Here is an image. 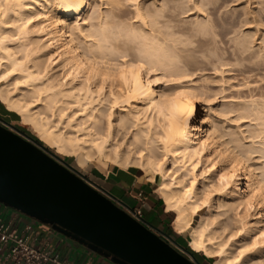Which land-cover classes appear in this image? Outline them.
Wrapping results in <instances>:
<instances>
[{
    "label": "snow or ice",
    "instance_id": "6c2138e0",
    "mask_svg": "<svg viewBox=\"0 0 264 264\" xmlns=\"http://www.w3.org/2000/svg\"><path fill=\"white\" fill-rule=\"evenodd\" d=\"M222 3H228V15L235 12L234 20H242V29L250 42L243 51H237L233 48L229 53L231 47L229 32L231 27L235 25L233 23L231 27H221L222 24L226 23L225 10L221 7ZM91 4L92 0H47V3L45 0H0V14H2L0 21L9 30L16 28L17 25L7 24V19L12 18L10 13L17 9H27L24 15L29 18L22 22V26L19 27L20 33L27 35L35 21L51 22L54 19V27L57 28L58 34L60 26L63 25L65 35L80 38L81 46L77 47L75 52L71 54H83L76 61V67L67 72L64 77L65 83L71 82V88L77 89L80 81L85 79L86 73V84L94 98V103L100 106L101 111H103V106L108 104L114 110L125 105L131 107L133 101H144L147 103V112L155 111L162 121L159 126L162 132L158 134L156 139L159 145L163 146L162 151L165 154L163 159L154 166L151 161L149 165H138L150 175L153 171L163 168L172 154L177 157L180 156V153L172 147L181 144V140L178 138L185 137L190 128L192 135H197L196 127L201 124L206 125L209 122L208 119L203 118L200 106H207L205 110L214 109L221 97L218 95L213 99L207 93H201L199 88L193 91L186 87V84L205 83L201 73H197L195 77L191 74H184L180 78L161 79L156 67L143 61L128 62L130 59L128 55L122 56L123 64L106 62L105 59H94L96 55H102L104 50L86 43V41L92 40L90 32L95 31L94 28L89 30V25L94 22L93 17L95 15V10L90 8ZM146 5L147 8H145ZM41 6H43V14L38 16L35 13L40 11ZM106 7L112 8L114 11L119 9L123 16L129 18L135 16V21L132 19L127 21L133 27H135L136 22L141 20L142 14L147 12L153 23L170 21V30L173 28L178 30L181 25H186L187 22L181 18V12L189 19L194 13L199 14L204 27L203 30L197 31L193 36L197 43L190 44L193 49V58L197 62L210 58L208 52L203 56L199 55L200 48L198 45H207L211 49L212 43L215 42V51L218 52L219 48L223 47L225 58L231 55L240 61L243 57L242 62L238 63L236 67H255L257 61L254 58L258 51L261 53V66L264 67V0H219V2L218 0H187L186 3L183 0H162V3H153V0H119L118 3H111ZM189 8H192L194 12H189ZM241 9L243 12L240 11ZM90 12L92 15H89ZM217 13H219V18ZM86 16L88 18H85ZM3 17H7V19H3ZM73 19L74 22H66L73 21ZM144 28H147L146 23ZM39 31L42 33L40 47L42 49L54 47V42L47 35L50 29L42 26ZM130 34L138 35L139 33L130 32ZM20 39L21 36L4 35L0 38V45L9 42L15 43ZM76 43V40H73L69 48L71 49ZM63 51L64 49H61V53H59L61 60L56 61L57 64L63 62ZM133 59L135 58L133 57ZM22 67L23 62L17 63L11 71L5 75H0V81L14 76ZM220 75L221 73L218 71L216 76ZM145 76L147 77L146 83ZM206 82L215 83L211 80ZM223 83L224 87H229V81ZM164 84L179 87L174 91L165 88L163 90L165 94L160 96L159 101L152 99L156 95L154 86ZM17 87H19V83ZM84 90V88H79L81 92ZM125 90H127L126 95L124 94ZM170 91L171 94H167ZM117 92L120 95H117ZM77 107V105H72L69 111L61 116V120ZM214 114L218 115V113ZM82 115L77 111L71 119L76 120L77 116ZM111 119L112 116L110 115L109 120ZM136 119L139 120L140 118L136 117ZM0 123L4 122L0 121ZM155 123V121H149L147 124L149 136L152 134V127ZM68 127H72L71 122H69ZM247 135L245 133L246 137ZM83 142V140L78 141V143ZM194 143L198 147L184 154L185 162L183 165V179L190 182V186L188 184L184 186V196L190 197L195 191H202V199H199V203L193 211H199L201 206H206L214 197L234 199L235 195L243 194L244 198L241 199L239 210L246 211L249 217L257 218L256 224L245 220V226L236 231L235 235L224 236L221 241L223 246L219 251H212L210 255L220 257L221 264H249V261L255 259L250 254L257 250H260V255L264 256V243H261L264 241V199H261L264 197V184L255 190L246 187L248 181L252 179L253 172L264 174V138H261L260 142L247 139L240 140L237 146L239 156L234 161H230L231 167L226 164L223 165V170H221L219 154L213 155L219 145L210 148L209 139H197ZM53 147L54 150H64L60 143L54 144ZM26 153L33 154V159L40 162L39 154L34 153L30 145L23 143L19 138L5 132L0 127V192L6 184V162ZM139 155L143 158L145 152L141 151ZM204 160H207V166L204 164ZM44 163L47 166L55 167L46 159ZM112 163L115 164L117 161L113 160ZM241 168L243 172L240 171ZM180 175L181 172L177 171L170 178L175 181L176 177ZM202 184L203 189L201 190ZM164 186L167 187V183ZM80 191L84 194L88 193L86 186H83ZM2 196L0 195V197ZM36 233L37 229L34 222H30L28 219L13 216L10 222L0 220V264H52V248L59 244L58 238L52 234L51 230L45 232L43 229H39V236ZM150 239L151 237H145L146 241ZM225 240L227 243L223 242ZM195 247L199 250L203 245L197 244ZM169 255L178 256L179 254L169 249L163 253L161 258L134 260L132 264H189L187 258L184 257H181L179 261L163 258ZM261 264H264V260L261 261Z\"/></svg>",
    "mask_w": 264,
    "mask_h": 264
},
{
    "label": "bare ground",
    "instance_id": "6f19581e",
    "mask_svg": "<svg viewBox=\"0 0 264 264\" xmlns=\"http://www.w3.org/2000/svg\"><path fill=\"white\" fill-rule=\"evenodd\" d=\"M118 2L119 0H111L110 4ZM45 3H47V0H45ZM91 7L92 5H90V8ZM147 7L146 5L145 8ZM190 9L191 8H189V10ZM26 10L27 9H17L11 12V19L3 17V19H7V24L17 25L16 28H13V32L12 29L9 30L2 21H0V38L4 35L21 36L18 42H9L0 45V75H5L7 72L11 71L17 63L23 62V67L14 76L9 77L7 80L0 81V102L5 108L20 116L22 122L33 124L38 130L40 129V139L50 146L54 142H58L61 136L59 135L60 137L55 138V135L53 136L55 133L49 131V128L43 127L45 123L43 124V122H41V112L38 106L47 107L50 110V115L48 112L50 118L57 113L60 121L61 116L65 112H68L72 105H77L78 107L73 109L63 120L66 125L71 122L72 127L78 132V135L74 137L76 139L75 148L70 149L61 145L64 148L61 152L75 154L76 162L79 166H84L91 160L90 149L81 147V144L78 143V141L81 140L84 141L83 143H89L92 149L101 154L110 149L113 152L112 154H114V158L111 159L112 157L110 156V159L112 161H117L115 165L120 164L121 162L119 159L123 157L120 155L121 157L118 159V155L121 152L120 147L122 148L124 145L127 146L128 144H132L133 148V143L136 145L135 142H139L137 144L142 145L141 150L139 149L140 152H145L143 158L137 155V158H141V163L139 162V164L149 165L150 161L153 166L158 164L159 161L163 159L165 153L162 151L163 146L159 145L156 139L158 134L162 132L159 127L162 121L155 111L153 110L152 113L147 112V103L144 101H133L131 107L125 105L115 110L108 104L104 105L103 111H101L100 106L94 103V98L90 94L88 85L86 84V73L85 79L80 81L77 89H72L71 82L65 83L64 77L67 75L68 71L76 67V61L83 55L82 53L80 55L71 54L75 52L77 47L81 46L80 38L73 35H65L63 25L60 26L58 34L57 28L54 27V19L51 22L35 21L34 25L31 26V31L27 35H22L19 31V27L22 26V22L29 18L24 15ZM105 13V16L102 18L96 14L97 16L93 17L96 23L94 21V23L89 25V30L94 28L95 31L90 32L92 40L86 41V43L97 49L104 50L102 55L98 54L94 59H105L106 62L123 64L124 60L122 56L128 55L130 57L128 62L143 61L156 67L161 79H163L162 77L175 79L180 78L184 74H192V69L188 68L189 66L182 67L183 62L181 64L179 58L181 56L177 54L178 51L176 48L178 47H176V44L178 40L180 44L182 40L181 37H178L179 34L178 36L173 35L176 31L175 33L173 30L170 32L167 31V28L169 30V25L171 24L170 21L153 23V21L149 19L147 12H144L141 20L136 22L135 27H133V25H129L127 21L128 19L135 21V16L130 18L123 16L121 10L116 9L114 11L112 8L108 10V13L107 11ZM35 14L38 16L42 15L43 6H41L40 11ZM0 16H2V14H0ZM85 18L88 17L86 16ZM66 22H74V19L73 21ZM194 22H196V20H194ZM145 23L147 24V28H144ZM194 25L197 26L196 30H198L199 26V31L203 30V22H196ZM42 26L50 29L47 35L49 39L54 42V47L43 49L40 47L42 33L39 30ZM180 29L177 32L182 31ZM130 32L139 34L131 35ZM172 35L173 37L176 36V38H173ZM239 37H241L240 40H236L237 42L233 48L237 51H243L248 47L250 42L244 32ZM73 40H76L77 43L70 49L69 46L72 45ZM185 42L187 45L188 41ZM183 45L185 47V43L182 44L181 42L180 47L184 48ZM61 49H64L62 53L63 62L57 64L56 61L61 60V55H59ZM179 54L181 53L179 52ZM190 54L185 55L186 58H188V55L190 58ZM260 55L261 53L258 51L257 56L254 58L257 61L255 65L257 71L258 69L261 71L264 69L260 63ZM133 57L135 59H133ZM182 58L184 57H181V59ZM232 58L236 63H240L243 60V57H241L240 61L235 57ZM220 59L219 57V60ZM222 63L224 62L222 61ZM222 63H220V65H222ZM252 68L253 70L255 69L254 67ZM56 69H59V71L55 72ZM194 73L193 71V74ZM144 80L146 83V76ZM18 83L19 87H17ZM117 87H119V85H117ZM186 87L193 91L196 90V88L192 86L187 85ZM79 88H84L85 90L81 92ZM162 89L160 85L154 86L156 95L152 97V99L159 101L160 96L165 94ZM175 89L177 88L173 90ZM200 91L204 93L202 90ZM126 92L127 90H125V95ZM167 94H171V92ZM117 95H120L119 92H117ZM241 104L244 106H241V112L244 110L243 113L245 112V116L240 113L242 116L239 118L250 117L251 119V117H253L251 120L253 123L255 122V127L257 128L254 130L255 136L251 134L250 139H255V137H257L255 141L260 142L261 138H264V98H254L249 101L245 100ZM205 109H207V106H205ZM77 111L83 115L77 116L76 120H72L71 117L76 115ZM214 113H216L215 109L205 110L203 118L208 119L209 122L206 125L201 124L196 127L197 135H192V129L190 128L185 137L178 138L181 140V144L173 145L172 147L175 151L180 153L179 157L172 154L163 168L158 171H153L150 175L145 172L143 167H140L143 170L142 178L145 177L146 180L157 185L156 191L165 205V210L174 213V218L171 223L173 230L176 233H185L189 231L188 246L193 251L203 253L207 257H213L210 255L212 251H219L223 246L221 241L224 236L235 235L236 231L244 227L245 220H248L252 224L257 223L256 217H249L246 211L239 210L241 199L244 198L243 194L235 195L234 199L214 197L206 206H201L197 212H194L193 209L197 207L199 199H202V191H195L190 197L184 196V186L186 184L190 186V182L183 179L184 154L198 147L194 141L197 139H209L210 148L219 145L213 155L219 154L218 158L221 161V170H223V165L225 164L231 167L230 161H234L235 158L239 156L237 146L240 140L246 139V136L242 134L244 132L240 130L233 133L236 129L233 128L234 131L232 132V129L229 128L231 130L228 129L229 132L227 126L222 123V120L219 121V119H216L215 116L217 115ZM110 115L112 116L111 120H109ZM136 117L140 119L137 120ZM46 119H48L47 116ZM251 120L250 122H252ZM149 121L156 122L152 127V131L154 130V132H152L151 136L148 135L147 128ZM200 133H202V135H200ZM118 136L120 138H118ZM122 144L124 145L122 146ZM128 152L129 151H127V153ZM134 152H136V150L133 151V153ZM140 152L138 151V153ZM126 155L128 156V154ZM204 164L207 166V160H204ZM177 171H180L181 175L177 176L176 180L173 181L170 177ZM240 171L243 172V169L241 168ZM165 183H167V187L164 186ZM261 184H264V174L253 172L252 179L248 181L246 187L255 190L260 187ZM202 189L203 184L201 185V190ZM261 199H264V197H261ZM195 217H199V219L193 225L192 223ZM223 242L227 243L226 240ZM261 243H264V241ZM197 244H201L203 247L198 250L195 247ZM250 255L255 257V259L249 261V264H261V261L264 260V256L260 255V250ZM214 258L215 264H221L220 257Z\"/></svg>",
    "mask_w": 264,
    "mask_h": 264
},
{
    "label": "rangeland",
    "instance_id": "374dc122",
    "mask_svg": "<svg viewBox=\"0 0 264 264\" xmlns=\"http://www.w3.org/2000/svg\"><path fill=\"white\" fill-rule=\"evenodd\" d=\"M110 1L111 0H92L91 5L93 8L92 7L91 8L95 10L94 16L99 15L100 18L105 16L106 14L105 12L107 11L108 13V10L110 9L109 7H106L107 5L110 4ZM184 1L187 2V0H183V2ZM156 2L162 3V0H153V3H156ZM221 7L225 10V17H226V23L222 24L221 27L222 28L231 27L233 23L235 25L234 27H231V31L229 32L230 44H231L229 53H231L233 46L237 42L236 40H240L241 37L239 36H241V34L244 32L242 29V20L241 19L234 20V17H236L235 12H233L231 15L227 14L228 3H222ZM240 11L243 12V9H241ZM189 12H194V10L191 8ZM180 14H181V18L184 21H186L187 24L184 26L183 25L180 26L181 27L180 30L182 31L177 32L179 29L178 30L172 29L174 33L176 31V33L173 35L178 36L179 34L178 37L179 38L181 37L182 39L180 41V44L178 43L179 42L178 40L177 42L178 46L175 43L176 47L179 48V49L176 48V50L178 51L177 54L185 58V59L184 58L181 59V57H179L181 60V64L183 62L182 67L189 66L188 68L192 69V74L191 73L190 74L193 75L194 77L197 75V73L203 74L202 80L205 81V83L198 82V83L186 84V86L187 85L192 86V87H195L196 89L199 88L200 90H202V92L210 95L211 98L214 97V99L216 96L220 95L221 97L220 100L214 106L215 112L218 113L219 115V116L218 115L215 116L216 119H219V121L222 120V123H224V125L227 126V130L231 128L233 132L234 131L233 128H235L236 130L233 133H236L238 130H240L241 132H244L242 133L243 136H245V133L248 134L246 137L247 140H253L254 139L253 137H252L253 139H250L251 138L250 135L252 134V136L253 135L255 136L254 130L257 127H255V122L253 123V121L251 120L253 117H251V119L250 117L239 118L245 113V112L243 113L244 110L241 112L242 110L241 106H243V104L241 103H243L245 100L249 101L250 99H254V98H259V99L262 97L264 98V86H262L264 85V69H262V71L258 69L257 71L256 67H254L255 68L254 70L250 66H248L247 68L236 67V65L239 62L236 63L235 60L232 57H230V55L229 57L225 58L223 47H220L218 52L215 51L216 49L215 42L212 43L211 49H209L207 45H198V47L200 48L199 55L203 56L205 55L206 52H208L210 58L204 61L197 62V60L193 58V49L190 47V44L197 43V41L193 39V36H195L196 31H199L200 26L198 27V30H196L197 26H195L194 24L196 22H203V21H201L199 14H196V13H194L190 19L189 17L184 16L182 12ZM89 15H92V13L90 12ZM217 17L219 18V13H217ZM194 20H196V22H194ZM93 21H95L96 23V20H93ZM190 24L191 26L193 25L196 28H194L193 26L191 27ZM202 28H203V25H202ZM172 30H170V28L168 30L167 28V31L169 32ZM12 32H13V29H12ZM176 36H174L173 38H176ZM185 41H188L187 45ZM181 42L182 44L185 43V47L183 45L184 48L180 47ZM179 52L181 54H179ZM187 54L191 55L190 58H189V55H188V58H186L185 55ZM214 55H216L217 57ZM219 57L223 59L219 60ZM222 61L224 63H222ZM220 63H222V65H220ZM205 64L207 66H204ZM58 71L59 69L55 70V72H58ZM193 71L195 72L194 74H193ZM218 71L221 73L220 76H216V73ZM162 78L164 79L165 77H162ZM165 79H168V78H165ZM209 80L215 81V83H211V84L207 83L206 81H209ZM224 81H229V87H224V83H223ZM160 87L161 89L163 88L162 90H164L165 88H168L170 90L172 89L171 91H174L173 89L178 88L179 86L177 87L173 85L164 84V85H160ZM38 107L41 112L40 113L41 114L40 118L42 119L41 122H43V124L45 123L43 127L44 128L47 127L49 128V131H52L53 133H55L53 134V136L55 135V138L61 136L60 137L61 140L60 139H58L59 141L56 140L58 142H54L50 146L40 139L41 138L40 129L38 130L33 124L22 122L20 116H18L14 112L7 110L1 102H0V121H3L4 123H0V124L8 128L9 130L15 132L16 134L20 135L21 137L29 140L35 145L39 146L43 150H45L50 156H52L54 159L59 161L61 164L69 168L71 171L77 174L80 178H82L87 184H89L91 187L101 192L103 195L109 198L112 202H114L117 206H119L120 208H122L124 211H126L128 214L132 216L131 211L128 210L122 204L121 201L120 203L119 201L115 199V197L113 196L110 197L108 193L105 190L98 187L99 185L97 184V182L99 181V178H98L99 175H102V174L106 175L111 170L126 169L130 171L135 176V179L137 180L136 186L135 188H133L132 193L137 194L138 192L142 190L140 192V195H137V197L141 200L140 203L143 204L140 210L142 213V218L146 216V221L143 220L141 221V223L144 224L147 228H149L153 232H155L157 235H159L162 239H164L167 243H169L174 249H176L179 253L187 257L193 263L195 264H215L214 257H207L203 253L195 252L191 250V248L188 246L189 231L185 233H176L173 230L171 223L174 218V213L166 212L164 210L165 205L163 204L162 199L160 198L159 194L156 191L157 185L153 182L146 180L145 177L142 178L143 170L140 167H138L139 162L141 163V158H137V155H139L138 151L140 152L141 147H142L141 144H137L139 142H135L136 145L133 143V145L136 146V147L133 146V148H132V144L131 145L128 144L130 146L128 145L126 146L122 144V146L123 145L124 146L122 148L120 147L121 152L119 150L120 153L118 155V159L121 156L123 157H121L122 159L121 158L119 159L121 163L118 165H115L112 163L111 159L114 158V154H112L113 152L110 149H108L107 151L101 154V153L96 152V150L92 149L89 143H80L81 147L90 149L91 160H89L84 166H79L76 162L75 154H70V153H65V152L63 153L60 150H54V147H53L54 144L60 143L64 147H67L70 149L75 148L76 139L74 137L78 135V132L75 131L74 127H68V125H66L65 122L63 121L64 119L59 121L57 113L55 114V116H52L50 118L48 116V112L50 115V110L47 107L45 106H38ZM201 110H202V113L204 114L205 105H201ZM11 113H14V114H11ZM240 113L242 115H240ZM46 116L48 119H46ZM250 120L252 122H250ZM248 122L250 123V125ZM152 132H154V130ZM230 137H233V136H230ZM118 138L120 137L118 136ZM256 138L257 137H255L254 140H257ZM135 150L136 152H134L135 153L134 155L133 151ZM127 151L129 152L127 153ZM126 154H128V156ZM136 160H137V163H136ZM89 165L91 166L89 167ZM130 200H133V199L131 197H127V199H125L127 203L131 204ZM152 200L156 203L154 211H152L149 208V203H150L149 201H152ZM198 219L199 217H195L192 224L194 225ZM187 248L193 251L194 253H196V255L195 256L192 254L190 255V252L186 250Z\"/></svg>",
    "mask_w": 264,
    "mask_h": 264
},
{
    "label": "water",
    "instance_id": "95a60500",
    "mask_svg": "<svg viewBox=\"0 0 264 264\" xmlns=\"http://www.w3.org/2000/svg\"><path fill=\"white\" fill-rule=\"evenodd\" d=\"M0 127L30 145L40 161L26 153L6 162L1 204L50 226L114 264L161 258L169 249L179 255L163 258H187L45 150L1 124ZM45 159L55 167L47 166ZM83 186L88 193L80 191ZM145 237L151 239L146 241Z\"/></svg>",
    "mask_w": 264,
    "mask_h": 264
},
{
    "label": "crops",
    "instance_id": "0c3cea01",
    "mask_svg": "<svg viewBox=\"0 0 264 264\" xmlns=\"http://www.w3.org/2000/svg\"><path fill=\"white\" fill-rule=\"evenodd\" d=\"M98 178L99 181L97 182V184L101 189L105 190L111 196L115 197L116 199H118L128 207L130 208L136 207L141 209L143 204L140 203L141 200L137 197V195H140V192L142 190L137 194L132 193L133 188H135L136 186L137 180L130 171L126 169H115L109 171L106 175L103 174L99 175ZM127 197H131L133 199L130 200L131 204L125 201ZM149 202H150L149 208L152 211H154L156 203L153 200ZM13 216L25 218L28 220L30 219L29 217L21 214L20 212H17L0 203V219L10 222ZM143 220L146 221V216H144ZM54 236L59 240V244H57L56 246H58L61 249L63 255L75 259L76 262H81L84 258H87L89 259L91 264H114L108 259H105L97 255L96 253L86 249L85 247L72 244L62 235L55 233Z\"/></svg>",
    "mask_w": 264,
    "mask_h": 264
},
{
    "label": "built area",
    "instance_id": "2783aa9c",
    "mask_svg": "<svg viewBox=\"0 0 264 264\" xmlns=\"http://www.w3.org/2000/svg\"><path fill=\"white\" fill-rule=\"evenodd\" d=\"M108 195L111 197V195L109 193H108ZM116 200L119 201L118 199H116ZM122 204L128 210L131 211L132 216H133L134 219H136L139 222L143 221L142 213H141L140 208H136V207L130 208L127 205H125L124 203H122ZM0 220H3V219H0ZM29 221L30 222H34V224L36 226V229H37V233H36L37 236H39V234H40L39 233V229H43L45 232H48L49 230H51L53 235H55V233H57L50 226L44 225V224H42V223H40V222H38V221H36L34 219L30 218ZM6 222H8V221H6ZM52 264H91V262L87 258H84L81 262H76L75 259L63 255L61 249L58 246H55L54 248H52Z\"/></svg>",
    "mask_w": 264,
    "mask_h": 264
},
{
    "label": "flooded vegetation",
    "instance_id": "af4514ba",
    "mask_svg": "<svg viewBox=\"0 0 264 264\" xmlns=\"http://www.w3.org/2000/svg\"><path fill=\"white\" fill-rule=\"evenodd\" d=\"M64 237V236H63ZM65 239H67L69 242H71L72 244H76V245H78V246H82V245H80V244H78L76 241H74V240H71V239H69V238H67V237H64ZM83 247V246H82Z\"/></svg>",
    "mask_w": 264,
    "mask_h": 264
},
{
    "label": "trees",
    "instance_id": "16d2710c",
    "mask_svg": "<svg viewBox=\"0 0 264 264\" xmlns=\"http://www.w3.org/2000/svg\"><path fill=\"white\" fill-rule=\"evenodd\" d=\"M11 114H14V113H11ZM15 114H16V113H15ZM166 235H167V234H166ZM186 250L189 251L192 255H194V256L196 255V253H194L193 251H191L192 249L190 250V249L187 248Z\"/></svg>",
    "mask_w": 264,
    "mask_h": 264
}]
</instances>
